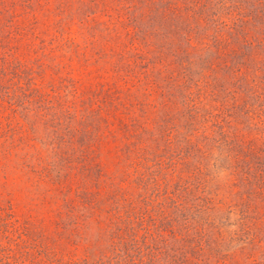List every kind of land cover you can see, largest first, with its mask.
<instances>
[{
    "label": "trees",
    "instance_id": "16d2710c",
    "mask_svg": "<svg viewBox=\"0 0 264 264\" xmlns=\"http://www.w3.org/2000/svg\"><path fill=\"white\" fill-rule=\"evenodd\" d=\"M53 1L0 0V110L37 141L27 172L54 184L64 207L82 210L76 223L96 224L90 254L76 264H212L219 233L203 228L212 214L190 200L197 186L185 175L201 169V143L209 138L203 128L227 136L215 114L205 115L187 78L197 50L229 40L216 33L199 38V47L193 30L221 25L262 48L264 0H84L82 16L69 7L72 0ZM254 20L261 29L248 39ZM73 24L85 32L81 41L62 36ZM87 65L106 74L89 95L71 76ZM105 147L111 157L102 163ZM261 164L246 163L259 187ZM255 240L264 259V236Z\"/></svg>",
    "mask_w": 264,
    "mask_h": 264
},
{
    "label": "rangeland",
    "instance_id": "374dc122",
    "mask_svg": "<svg viewBox=\"0 0 264 264\" xmlns=\"http://www.w3.org/2000/svg\"><path fill=\"white\" fill-rule=\"evenodd\" d=\"M55 2L57 0L53 1V6H56ZM85 5L84 0H72L69 7L82 16L83 11L79 9ZM251 7L246 4L245 11ZM5 16L1 14V21ZM223 16L231 17L226 10ZM254 23L246 25L248 39H254L261 29L257 20ZM213 26L207 30L194 28L195 40L200 43L204 37L207 39L218 33L228 37L229 44L218 46L213 41L211 49L206 46L197 50L194 56L200 59L187 79L188 84L195 87L194 97L201 95L205 115L215 114L213 119L223 122L227 139H223L216 127L203 128L209 138L201 143L204 154L201 169L195 176L185 175L197 186L191 191L196 198L190 200L202 213L211 212L209 221L203 225L206 232L219 233V252L214 253L212 260L208 259L211 263L215 260L212 264H264L261 244L255 240L257 236H264V183L259 187L252 175L254 172H250L254 170L246 168V163L251 164L259 158L264 181V47L247 46L240 41L236 31L231 32L221 25ZM148 27L146 22L142 29ZM65 30L64 34L57 33L78 41L85 36V32L74 24ZM116 31L121 43L126 42L125 30L118 27ZM133 41L137 46V40ZM165 41L166 45L171 43V39ZM200 44L199 47L204 46L203 41ZM77 65L78 62H74V68ZM101 71V68L94 70L93 66L87 65L75 70L71 76L80 85L79 91L89 95L98 83L105 81L106 74L102 76ZM45 78L47 80L43 81L47 82L51 77L45 75ZM194 82H198V88ZM135 96L131 93L130 98L135 99ZM16 122L7 108L0 110V264H76L89 256L93 244L90 236L96 224L81 218L76 223L74 216L82 210L75 206L73 209L64 207L63 196L59 197L54 184L27 172L26 162L30 159L29 154L38 148L37 141ZM256 124L259 127L255 135ZM107 149L109 147L97 157L102 163L111 157ZM242 176L244 181L239 185L238 178ZM160 203L161 212H167L168 201ZM213 227L215 231L211 232ZM262 241L260 239V243Z\"/></svg>",
    "mask_w": 264,
    "mask_h": 264
}]
</instances>
